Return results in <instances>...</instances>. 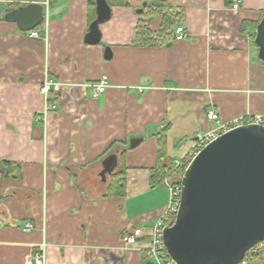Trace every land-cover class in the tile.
Here are the masks:
<instances>
[{
  "label": "crops",
  "instance_id": "obj_1",
  "mask_svg": "<svg viewBox=\"0 0 264 264\" xmlns=\"http://www.w3.org/2000/svg\"><path fill=\"white\" fill-rule=\"evenodd\" d=\"M89 1L0 0V264H24L42 242L45 264H149L145 239L122 237L148 233L167 206L164 183H150L159 136L172 164L181 141L214 127L208 111L223 122L264 115L254 43L264 0H108L97 44L84 41ZM31 2L45 9L39 37L3 19ZM167 12L189 36L174 39L172 26L158 45L138 43V23L157 34ZM45 77L61 88L43 117ZM123 169L124 195H106Z\"/></svg>",
  "mask_w": 264,
  "mask_h": 264
},
{
  "label": "water",
  "instance_id": "obj_2",
  "mask_svg": "<svg viewBox=\"0 0 264 264\" xmlns=\"http://www.w3.org/2000/svg\"><path fill=\"white\" fill-rule=\"evenodd\" d=\"M95 18L84 41L97 44L99 26L111 16L107 0H95ZM141 9H139L140 11ZM21 31L43 23V3H27L4 13ZM254 43L264 61V16ZM105 49V58L110 57ZM115 158V155L111 156ZM109 170V165L102 172ZM180 205L163 243L176 264H238L264 240V127L245 124L230 129L200 149L185 168Z\"/></svg>",
  "mask_w": 264,
  "mask_h": 264
},
{
  "label": "built area",
  "instance_id": "obj_3",
  "mask_svg": "<svg viewBox=\"0 0 264 264\" xmlns=\"http://www.w3.org/2000/svg\"><path fill=\"white\" fill-rule=\"evenodd\" d=\"M242 0H232L231 8L238 9ZM31 37H39V31L34 29L29 32ZM188 33L184 26L180 23L176 24L173 28V38L176 40L184 39L188 37ZM93 96H97L102 93L106 87L107 82L102 79L98 83L91 85ZM61 84L55 80L45 77L43 84L40 88L41 93L44 96L46 105L43 111V117H45L49 111L55 109L56 104L50 100L51 93H57L60 91ZM207 119L214 123V127L205 133L198 135L192 140L190 147L180 157L174 167L183 164L184 168L192 161L201 148L208 143L216 139L222 133L233 129L235 127L245 124H258L264 127V115L260 114H248L227 122L221 121L218 113L213 110L207 112ZM182 174L179 179L171 180L169 177L164 179V185L169 193V200L167 206L164 208L162 214L156 219L153 225L150 227L149 232L144 234L141 227H134L130 233L125 234L122 237V241L127 246L137 245L140 240L145 239V245L140 247V250L144 251L146 258L153 264H176V262L168 254L165 245L163 243V231L167 226H170L176 217L177 211L180 205L181 195V180ZM32 229V225L27 223L24 226V231L29 232ZM264 248V240L256 243L245 254L244 258L238 264H252L254 254ZM45 249L46 243L42 242L39 245V250L26 258L24 264H45Z\"/></svg>",
  "mask_w": 264,
  "mask_h": 264
},
{
  "label": "trees",
  "instance_id": "obj_4",
  "mask_svg": "<svg viewBox=\"0 0 264 264\" xmlns=\"http://www.w3.org/2000/svg\"><path fill=\"white\" fill-rule=\"evenodd\" d=\"M108 1V0H107ZM89 10L94 11V1H89ZM95 13V12H93ZM93 15V14H92ZM94 16V15H93ZM91 17V20L93 19ZM175 20L174 17L170 13L163 14L162 23L157 34H154L148 29V25L146 21L141 20L137 25V35L136 40L138 43L143 45L154 46L160 43V34L163 35L167 30H169L172 26H174ZM43 27V23L40 24L35 29H40ZM163 132V131H162ZM159 141V149L157 162L153 168L150 170V183L152 186H156L162 184L166 177H169L171 180L179 179L181 174H183L185 170V165L180 164L176 167L171 164H167L166 159L168 155L164 150V133L161 134L158 138ZM125 193V170L123 169L121 172L115 174L109 183L106 191V195H119L123 196ZM149 264H153L149 261ZM252 264H264V248H262L259 252L254 254L252 259Z\"/></svg>",
  "mask_w": 264,
  "mask_h": 264
},
{
  "label": "rangeland",
  "instance_id": "obj_5",
  "mask_svg": "<svg viewBox=\"0 0 264 264\" xmlns=\"http://www.w3.org/2000/svg\"><path fill=\"white\" fill-rule=\"evenodd\" d=\"M192 142V140L190 138L186 139V140H183L180 142V147H182L181 149H175V154L173 156H170L171 160L172 161V166L176 165L177 161H179L180 159V154L181 152H183L185 149H187V147L190 145V143ZM189 148V147H188Z\"/></svg>",
  "mask_w": 264,
  "mask_h": 264
}]
</instances>
